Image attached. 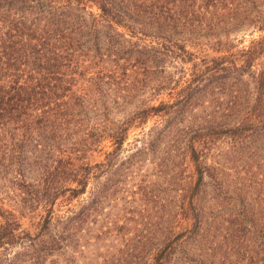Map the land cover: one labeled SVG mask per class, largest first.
Returning <instances> with one entry per match:
<instances>
[{
  "label": "trees",
  "instance_id": "trees-1",
  "mask_svg": "<svg viewBox=\"0 0 264 264\" xmlns=\"http://www.w3.org/2000/svg\"><path fill=\"white\" fill-rule=\"evenodd\" d=\"M246 32L261 34L239 46L236 38ZM208 52L215 54L210 65L193 66L168 102L134 108L114 128L99 124L110 110L93 104L91 89H142L153 74L165 72L161 64L189 63ZM244 78L252 84L245 104L229 101L211 110L204 125L178 131L174 143L183 145L195 182L187 190L186 207L180 208L182 221L152 240L161 245L145 253L147 264L191 262L184 252L186 240L209 232L211 219L201 216L194 198L204 187V176L214 177L215 167L205 165L198 149L218 137H264V0H0V179L17 182L24 207L15 215L2 209L0 199V249H21L11 259L4 254L0 264H44L54 250L75 239L76 223L91 215L96 198L91 195L87 207L67 217L72 227L48 243L56 202L83 195L93 170L111 165L130 129L141 128L149 117L172 125L194 95ZM162 80L156 81L157 89H168L172 80ZM96 92L106 98L103 90ZM103 141L112 149L104 162L93 163ZM30 209L42 213L26 227L23 218L26 211L34 213ZM257 211L238 210L242 224L244 212L259 220L257 230L238 224L237 240L247 244L238 251L239 264H264V205ZM178 252L183 258H177Z\"/></svg>",
  "mask_w": 264,
  "mask_h": 264
},
{
  "label": "rangeland",
  "instance_id": "rangeland-1",
  "mask_svg": "<svg viewBox=\"0 0 264 264\" xmlns=\"http://www.w3.org/2000/svg\"><path fill=\"white\" fill-rule=\"evenodd\" d=\"M259 34H240L236 42L241 40L239 46H248ZM205 55L194 56L189 63L172 61L161 64L165 72L153 74L152 82L146 80L142 89H91L95 98L93 104L110 110L105 120L99 117V124L114 128L134 108L168 102L170 95L183 87L193 66L210 65L215 54L208 52ZM164 77L172 83L168 89H157L156 81H163ZM250 83L247 78L232 79L225 86L214 85L204 89L201 94L193 96L188 110L186 108L181 119L177 118L172 125L160 124L157 117H149L141 128L130 129L122 150L112 158L111 165L93 170L83 195L74 201L56 202L54 216L45 235L48 243L55 240L62 230L69 231L67 227H72L70 221H66L67 217L87 207L91 195L96 198L91 215L79 218L81 221L76 223L79 230L75 239L69 238L63 248L54 250L55 253H51L52 257L44 264H147L145 253H152L161 245L160 242L153 244L152 240L168 233L177 220L182 221L180 208L186 207L187 190L195 182V176L182 154L183 145L174 143L178 131L191 124L204 125L209 121L211 110L222 109L229 101L232 106L234 103L236 106L245 104L251 98ZM98 90H103L106 98H101L96 92ZM126 95L128 98L121 100ZM216 116L215 120L221 117ZM166 126L170 129H165ZM159 131L164 133L157 136ZM150 138L155 141L148 144ZM111 149L110 143L103 141L93 154L92 162H104ZM198 150L203 153L201 160L205 165L215 167L214 177L204 176V187L194 198L201 216L211 219L207 222L209 232L202 238L195 237L193 242L187 239L184 252L192 261L182 259L175 264H239L238 251L247 244L237 240L238 224L243 227L251 224L257 230L259 220L244 212L246 222L242 224L243 218L238 216V210L251 208L257 211L264 205V137L255 135L251 138L250 134L241 140L218 137L209 146ZM41 175L42 172L37 171V177ZM19 188L17 182L0 179V199L4 211L21 214L23 205ZM41 210H31L34 213L26 211L23 225L29 227L37 222ZM34 231L31 227V232ZM251 236L252 233H248L246 239L250 241ZM20 250L18 247L10 251L0 249V258L4 259L6 254L11 259ZM177 255V258L182 256L179 252ZM244 262L240 264H247Z\"/></svg>",
  "mask_w": 264,
  "mask_h": 264
}]
</instances>
